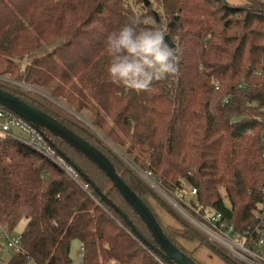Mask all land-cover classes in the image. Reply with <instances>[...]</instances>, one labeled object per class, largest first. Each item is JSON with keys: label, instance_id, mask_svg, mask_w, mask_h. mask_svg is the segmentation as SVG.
Here are the masks:
<instances>
[{"label": "trees", "instance_id": "obj_1", "mask_svg": "<svg viewBox=\"0 0 264 264\" xmlns=\"http://www.w3.org/2000/svg\"><path fill=\"white\" fill-rule=\"evenodd\" d=\"M147 1L148 7L143 0H0V65L5 66L0 88L105 154L149 206L168 240L197 264L178 238L205 245L225 264H246L193 226L105 139L127 146L135 156L131 163L152 172L163 193L196 189L191 203L198 214L190 211L196 218L220 212L239 234L252 233L257 239L255 211L264 202V1ZM156 3L167 17L166 35L179 49L178 72L154 82L150 91H126L108 76L106 38L134 17H149V26L162 27L153 9ZM22 62L23 70L17 65ZM8 72L13 81L2 78ZM32 85L64 99L74 114L31 94L26 86ZM84 109L92 115L90 125L76 117ZM47 136L156 245L103 171L68 144ZM83 183L23 143L0 139V226L12 233L28 219L20 235L23 250L13 253L7 264H71L74 240L84 248L81 264H166ZM150 194L163 200L159 207L181 221L180 228L162 225L145 197ZM255 250L264 254V245Z\"/></svg>", "mask_w": 264, "mask_h": 264}, {"label": "built area", "instance_id": "obj_2", "mask_svg": "<svg viewBox=\"0 0 264 264\" xmlns=\"http://www.w3.org/2000/svg\"><path fill=\"white\" fill-rule=\"evenodd\" d=\"M3 138H10L23 143L32 150L34 149L42 156L58 164L63 170H66L73 180L79 181L81 179L76 170L57 155L55 150L44 140V137L34 127H31L29 123L18 115L0 108V139ZM130 166L134 168L147 183H150L153 187L155 186L169 204L179 211L193 226L202 231L209 240L219 243L230 254L246 264H264V254H260L255 250L256 248H260L261 245H264V202L260 204V209L255 211V217L259 225L256 229L258 237L254 239L252 233L246 234L245 236L239 234L233 225L227 224L220 212L215 211L207 213L206 215H202L200 219L193 216L190 211H194L198 214V209L191 203V201L196 198L197 194L196 189L193 187H188L186 190H179L172 195H167L157 187V183L152 178V172L144 171L133 164ZM82 185H84L85 189H88L90 186L85 182ZM262 192L264 194V184L262 186ZM179 199L182 203L179 202ZM0 233V242H2V247L4 249L10 250L12 253L22 252L21 236L12 235V233L1 226ZM82 252H84L83 247ZM7 263L8 262H4L0 256V264ZM108 264H117V262L112 260Z\"/></svg>", "mask_w": 264, "mask_h": 264}, {"label": "water", "instance_id": "obj_3", "mask_svg": "<svg viewBox=\"0 0 264 264\" xmlns=\"http://www.w3.org/2000/svg\"><path fill=\"white\" fill-rule=\"evenodd\" d=\"M143 3H145L146 7L150 5L147 0H143ZM173 24L174 23H171L170 27H172ZM165 39L169 43V46L174 48V44L172 43L170 36L166 35ZM0 106L5 107L8 111L14 113L15 115H18L20 118L29 123L31 127H34L44 137V140L47 141V143H49V145L55 150L57 155L65 160L74 170H76L83 181L93 188L99 198L122 216L128 227L131 229V233L150 252L160 257L166 264H197L191 257L185 255L181 250H179L173 242L168 240L163 227H161L156 216L153 212H151L149 206L142 200V198H139L131 187L122 179L111 160L107 158L99 149H97L94 145L92 146L88 141L84 140L79 135L77 136L67 126L59 123L49 114H46L34 106H30L19 97L12 95L3 88H0ZM48 133L52 134L60 141L68 144L77 153L79 152L81 155H84L101 171H103L108 180H110L114 187L119 191L122 198H124V200H126V202L130 205L133 212L136 213L144 222L145 226L151 232L156 245L149 242L142 234H140L137 228H135L133 223L128 219L127 215L122 213L116 204L107 199L97 185L94 184L80 168H77V166H75L66 155L60 152L54 141L47 136Z\"/></svg>", "mask_w": 264, "mask_h": 264}, {"label": "clouds", "instance_id": "obj_4", "mask_svg": "<svg viewBox=\"0 0 264 264\" xmlns=\"http://www.w3.org/2000/svg\"><path fill=\"white\" fill-rule=\"evenodd\" d=\"M149 25V17L130 18L106 38L108 76L126 91H150L154 82L171 79L178 72L179 49L169 46L163 27Z\"/></svg>", "mask_w": 264, "mask_h": 264}, {"label": "rangeland", "instance_id": "obj_5", "mask_svg": "<svg viewBox=\"0 0 264 264\" xmlns=\"http://www.w3.org/2000/svg\"><path fill=\"white\" fill-rule=\"evenodd\" d=\"M262 1H264V0H262ZM149 3H150V1H149ZM153 9L155 11H157L156 12L157 13V18H159V15H160V18H162V20L159 18V21H162V27L164 29H166L167 24H168L167 17L163 16V13H162L161 9L158 7L157 3L153 7ZM25 64H26L25 62H22V63H18L17 65L23 70L25 68L24 67ZM4 69H5V66L0 65V74H1L2 70H4ZM2 75H3L2 78L5 79V80L9 79V80L13 81L15 79L14 76L11 73H9V72L8 73H3ZM26 90L29 91L31 94H37V95L45 98L46 100L48 99V100L52 101L53 103L57 104L59 107L64 108L65 110L69 111L70 113H73V110H71L67 106V103H66V101L64 99H62V100L61 99H59V100L54 99L52 96L49 95V91L47 89H44V88L36 86V85H32L31 87L30 86H26ZM76 117H78L84 124H87V125H90L91 122H92L91 113L88 110H85V109L83 111H81L80 113H77ZM105 142H106L107 146H109L116 154H118L119 157L122 160H124L127 164H130V165L132 164L131 162H132V160H134L135 156H134V154L132 155V154L128 153L127 146H123V148H122V147L118 146L116 143H114L112 140H108L107 141L105 139ZM145 197H146V199H148L152 203L150 206H152V205L155 206L156 205L155 208H157V210L159 212L158 208H159V206L162 207L161 204H164L163 200H161L157 195L154 196L152 194L146 195ZM153 206H152V208L154 210L155 208ZM27 221H28L27 218H23L21 220V222L11 231L12 235L20 236L21 233L23 232L22 230L25 227ZM179 222H180L179 225L182 226L181 225V221H179ZM178 241L179 242L180 241L184 242L180 238H178ZM12 254H13L12 251H10L8 249L7 250L4 249L2 247V242H0V256L2 257L4 262H7V260H8L7 258L11 257ZM81 256H82V245L77 240L72 241L71 242V251H70V258L72 260L71 264H81V262H82ZM29 264H33V263L31 262Z\"/></svg>", "mask_w": 264, "mask_h": 264}, {"label": "crops", "instance_id": "obj_6", "mask_svg": "<svg viewBox=\"0 0 264 264\" xmlns=\"http://www.w3.org/2000/svg\"><path fill=\"white\" fill-rule=\"evenodd\" d=\"M233 5H242L247 2V0H227ZM156 206V205H155ZM155 206H153L155 208ZM158 207V206H157ZM155 208V212L158 214L160 221L164 227H175L180 228L178 222L167 212H164L160 207ZM185 249L191 252L192 256L200 264H225L217 255H213L205 246L199 245L195 242H182ZM10 258V257H9ZM7 258V259H9Z\"/></svg>", "mask_w": 264, "mask_h": 264}, {"label": "bare ground", "instance_id": "obj_7", "mask_svg": "<svg viewBox=\"0 0 264 264\" xmlns=\"http://www.w3.org/2000/svg\"><path fill=\"white\" fill-rule=\"evenodd\" d=\"M32 91V90H31Z\"/></svg>", "mask_w": 264, "mask_h": 264}]
</instances>
